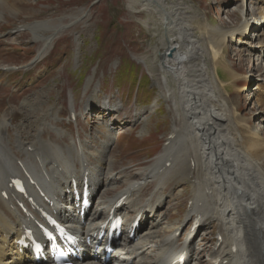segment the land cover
I'll return each mask as SVG.
<instances>
[{
    "label": "bare ground",
    "instance_id": "6f19581e",
    "mask_svg": "<svg viewBox=\"0 0 264 264\" xmlns=\"http://www.w3.org/2000/svg\"><path fill=\"white\" fill-rule=\"evenodd\" d=\"M6 1L11 0H0L2 15L6 11ZM250 1H260L261 5L249 10L247 15L246 8L237 9L241 24L235 28L210 26L207 20L201 19L182 20L176 14L180 11L167 10V1H130L140 4L150 18L146 21L149 27H146L152 33L151 54L142 56L141 62L156 77L161 97L154 102L161 99L170 105L173 127L168 134L171 137L167 146L148 166L115 169L116 163L111 158L115 148L114 145L112 147L114 131L121 128L125 129L121 134H127L131 126L118 123L125 121L132 127L142 125L145 128L146 117L152 112L124 109L122 103L113 105L109 98L88 103L91 101L89 97L83 113L90 115L95 109H100L108 117V121L102 124V135L96 138L89 133L86 138H81L77 133L70 145L62 147L59 145L66 143L69 136L66 132L48 131L53 136H49L52 138L50 144L44 140V144L39 145L31 140L33 138L28 141L23 139L24 143L16 141L17 138L11 145L16 148L9 147L11 154L7 151L6 155L0 153V192L6 190L9 176L22 177L36 204L44 206L60 222L66 223L69 218L70 223H79L80 219L70 205L72 196L66 194L72 180L80 187L87 178L92 197H97L93 211L86 215V221L92 227L67 226L82 238L91 236L93 230L106 220L116 202L124 198L122 206L115 211L122 216L124 226L140 216L138 238L113 243L114 251L109 256L102 252L103 247L97 253L92 248H85L88 254L81 264H181V259H184V264H201L199 260H202L205 249L200 246L209 233L204 231V236L198 237L200 243L193 242L198 229H207L211 225H215L220 240L213 242V250L207 252L211 256L207 260L209 264H264V139L256 128L242 126L216 96L217 86L222 88L223 84L220 79L223 73L219 68L226 44L237 36L245 39L237 45H247L249 39L259 40L264 34V0ZM156 14H160V22L155 21ZM83 16L81 12L77 17L70 18L67 24L60 19L58 24L34 25L30 30L41 46L33 62H39L46 55L57 34ZM23 28L24 31L28 29ZM248 47L252 54L258 52L256 46ZM261 47L264 48V45ZM162 53L164 60L159 68L156 55ZM224 71L230 76L232 70L225 66ZM248 90L244 88L241 91ZM41 101L39 97L34 104L23 107L26 115L23 129L32 125V118L40 121L37 126L39 138H43L48 133V127L52 126L49 113L41 112L35 117ZM98 113H95L96 119L102 120ZM119 115H123V119L119 120ZM5 117V114L0 116V133L6 130ZM46 121L50 123L48 126L43 124ZM75 123L77 125V118ZM21 134L19 130L18 137ZM2 142L6 145V140L0 136V148H3ZM19 154L25 158L19 159ZM189 165L194 167L191 172ZM187 177L192 178L187 198L191 201L190 210L182 220L164 224L167 221L165 215L169 216L167 208L170 207L167 205L165 211L159 208L164 206L166 197L172 200L180 197V190L175 194L172 191L177 185L185 183ZM29 181L33 185H29ZM7 194L8 200H3L0 195V264H34L32 255L20 253L8 239L11 235L19 236L23 226L29 224V218L10 209L13 193L7 190ZM62 195L65 197L63 202L68 201L67 207L59 206L63 203L60 200ZM142 195L147 196L143 202L140 199ZM44 197L52 206L44 202ZM189 221L190 224L197 222V227L192 229L190 225L184 231ZM146 223H149L148 228Z\"/></svg>",
    "mask_w": 264,
    "mask_h": 264
},
{
    "label": "rangeland",
    "instance_id": "374dc122",
    "mask_svg": "<svg viewBox=\"0 0 264 264\" xmlns=\"http://www.w3.org/2000/svg\"><path fill=\"white\" fill-rule=\"evenodd\" d=\"M130 1L139 0L6 1V11L3 15L0 13V116L6 115L7 126L5 132L0 133V136L6 140V145L2 142L1 154L6 155V151L11 154L9 147L17 138L16 141L24 143L33 138L31 140L39 145L44 144V140L50 144L53 137L49 133L51 130L66 132L69 135L68 142L60 144V147L70 145L75 140L73 137L76 136V132L81 138H86L89 133L96 135V138L101 136L102 124L108 121V117L100 109H95L90 115L83 113V107L89 97L91 101L88 103L109 98L113 105L122 103L124 109L133 108L138 112H152L146 117L145 128L142 125L132 127V124L125 121L118 123L125 127L131 126L127 134L120 135L121 131H125L121 128H117L114 132L112 147L114 145L115 148L111 158L116 163L115 169L148 166L149 162L162 152L167 145V135L173 127L172 115L169 114L170 105L161 99L154 102L157 97H161L158 85L155 83L156 77L154 73L147 71L141 62L143 57L151 54L152 33L146 27V21L150 18L140 4ZM162 1H167V10L171 8L172 12L180 11L176 14H179L182 20L190 18L205 22L207 20L206 23L210 26L222 25L225 28H235L240 25L241 18L237 9L246 8L249 13V9L261 5L260 1L249 0ZM253 2L259 3L257 5ZM81 12L84 16L80 17L76 24L72 23L57 34L49 45L46 55L39 62L34 63L41 42L34 40V33L30 29L34 25L58 24L57 21L60 19L63 24H67L70 18L77 17ZM158 19H161L160 14L155 15L156 22H160ZM20 26L28 29L23 32L15 31ZM262 40L264 34L259 40L249 39L247 45H237L239 41L245 42V39L236 36L226 44L222 66L219 68L220 73H223L220 78L223 84L222 88L217 86L216 96L223 101L229 114L242 126L256 128L259 136L264 139V65H262L264 48H260L264 45ZM251 45L256 46L258 52L252 54L248 47ZM170 54L169 52L168 58L171 57ZM158 55L156 56L160 68L164 53ZM225 66L232 70L230 76L225 73ZM247 76L250 77L249 80L245 79ZM138 78H140L139 86L136 84ZM88 80L89 86H87ZM244 88H248V92H242ZM39 97L42 101L35 117L41 112L49 113L47 115L52 121L50 122L52 126L47 129L49 132L43 138L38 136L37 126L40 121L34 118L31 119L32 125L23 129L26 125L23 107L26 104H34ZM72 103L75 105L77 129L70 114V111L73 112ZM95 113L101 115L103 119L97 120ZM118 119H123V115H119ZM50 123L46 121L43 124L48 126ZM19 130L22 132L19 135L22 139L17 135ZM11 147L16 148L15 145ZM19 156L21 160L25 158L23 154ZM188 180L187 177L184 184L177 185L172 191L175 194L180 190L181 195L178 199L172 200L166 197L164 206L161 205L162 207L159 208L165 211L167 205L170 207L167 208L169 216L165 215L167 221H164V224L182 220L188 210L187 198L192 188V181ZM140 199L143 202L147 196L142 195ZM185 227L184 231L187 230ZM205 231L209 235L200 246L205 249L200 255L202 254V260L206 263L199 260L201 264L210 263L207 261L211 258L208 253L213 250L214 243L211 241L216 239L217 234L215 225L207 227ZM209 242L213 247H204L208 246Z\"/></svg>",
    "mask_w": 264,
    "mask_h": 264
}]
</instances>
